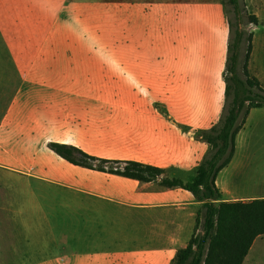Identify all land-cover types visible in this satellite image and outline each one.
Wrapping results in <instances>:
<instances>
[{"label":"crops","instance_id":"obj_1","mask_svg":"<svg viewBox=\"0 0 264 264\" xmlns=\"http://www.w3.org/2000/svg\"><path fill=\"white\" fill-rule=\"evenodd\" d=\"M65 2L0 0V17L14 13L11 28L29 21L32 38L56 13L63 17ZM133 8L140 16L133 52L22 53L5 73L18 80L0 128L7 163L0 178L9 180L7 198L0 197V264H171L195 234L203 203L160 182L188 181L211 150L200 133L220 121L225 106L226 6L169 0L144 10L146 17ZM255 54L253 38L252 75ZM256 114L264 127V108L252 109L217 178L224 202L264 199V175L254 168L264 172V151L252 150L246 135ZM52 143L165 172L145 183L90 170L58 156ZM243 264H264V236Z\"/></svg>","mask_w":264,"mask_h":264},{"label":"trees","instance_id":"obj_2","mask_svg":"<svg viewBox=\"0 0 264 264\" xmlns=\"http://www.w3.org/2000/svg\"><path fill=\"white\" fill-rule=\"evenodd\" d=\"M230 2L236 10L240 6V0ZM248 20L258 24L256 15L250 14ZM230 26L223 114L215 126L200 133L211 150L188 181L161 179L165 172L163 169L139 162L101 159L73 146L50 145L52 151L75 166L145 183L161 179L160 184L166 188L179 187L193 193L197 201L203 203L195 226V230L200 232L193 235L186 248L178 251L171 264H243L255 240L264 236V199L224 202L216 184L219 174L234 158L237 136L244 129L250 111L264 108V86L249 72L253 35L239 29L233 31L231 22ZM246 37L248 46L241 65ZM200 221H203V230H199Z\"/></svg>","mask_w":264,"mask_h":264},{"label":"rangeland","instance_id":"obj_3","mask_svg":"<svg viewBox=\"0 0 264 264\" xmlns=\"http://www.w3.org/2000/svg\"><path fill=\"white\" fill-rule=\"evenodd\" d=\"M166 1L169 2V0H66L63 17L59 20V14L56 13L52 22L46 24L47 29L40 30L39 33L36 30V34L32 38H27L29 21H25V24L19 27L11 28L6 22L11 17V19L16 18L15 14L7 13L3 15L2 19L0 17L2 22L0 24V128L4 123L8 100L12 96V87L17 85L15 81L18 79L11 78L9 82L5 77L6 72L16 69L15 62H13L16 54L32 52L119 54L133 52L135 47L130 44V39L131 34L136 30L134 25L140 17L133 6L142 7L144 17H146L148 16L146 11L151 5L155 2L163 4ZM222 1L226 6L233 31L239 29L245 31L247 35L252 34L254 39L256 38L253 75L251 73L250 75L252 77L259 76L256 77L264 86V0H240L237 10L230 0ZM239 12H241L240 15L237 14ZM250 14L257 16L258 24L248 20ZM39 17H43L42 13H39ZM46 36H49V40L43 42ZM40 38L42 39L39 40ZM246 39L247 37L242 46L241 65L244 62L248 46ZM9 42L16 43V45H8ZM260 124L261 116L256 114L246 133V135H250V148L259 154L264 151V127ZM4 164H7L6 160L0 157V165ZM254 168L257 169L258 175H264V172L261 173L260 164ZM8 181L0 178V197L2 198H7L6 182ZM198 227L199 230H203V221H200ZM199 232L195 230L194 235Z\"/></svg>","mask_w":264,"mask_h":264}]
</instances>
